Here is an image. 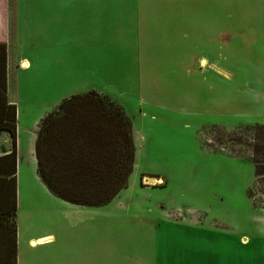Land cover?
Instances as JSON below:
<instances>
[{"label": "rangeland", "instance_id": "1", "mask_svg": "<svg viewBox=\"0 0 264 264\" xmlns=\"http://www.w3.org/2000/svg\"><path fill=\"white\" fill-rule=\"evenodd\" d=\"M32 1H51L53 8L32 6L20 20L19 38L12 36L18 44L10 43L11 49L34 62L29 76L16 72L21 75V97L55 110L71 89L39 81L46 80L47 71H100L96 88L118 102L131 119L135 163L127 188L109 204L86 207L90 210L66 218L63 213L28 209L45 202L29 175L27 157L20 162L18 264H157L158 241L163 240L157 232L191 222L220 232L240 229L238 233L264 244V179L256 176L254 163L263 143L258 126L264 124L242 123L233 129L213 125L229 121L207 105L210 84V97L221 93L206 68L199 67L207 57L206 35L221 27L223 13L230 14L233 25L236 7L225 8L229 0ZM189 23L198 38L197 50L185 46L189 38L182 39V49L178 47ZM247 25L254 26L252 18ZM161 26L170 30L167 36H174L177 47L162 51ZM162 43L169 44L166 39ZM227 110L231 116L241 108ZM235 122L243 119L233 117ZM12 147L13 141L10 151ZM258 157L262 161L264 155ZM149 173L160 175L166 185L149 183L145 188L142 176ZM87 211L96 215L95 224H90ZM10 221L14 223L15 213ZM44 234L55 239L28 244Z\"/></svg>", "mask_w": 264, "mask_h": 264}, {"label": "crops", "instance_id": "2", "mask_svg": "<svg viewBox=\"0 0 264 264\" xmlns=\"http://www.w3.org/2000/svg\"><path fill=\"white\" fill-rule=\"evenodd\" d=\"M234 1L235 4H230V0L225 2V8H229L231 5L236 7L235 23L231 25L229 22L230 14L223 13L220 19L221 27H217L215 32L206 35L204 51H206L207 57L199 61V67H205L211 75L212 82L216 81L218 83L217 87L221 96L217 98L210 97L213 93L212 83L207 88L209 98L206 99V103L211 109L221 113L222 119L229 121L227 125L212 123L223 129H233L236 125L242 123L243 125L264 124V118L262 117L264 111V0ZM37 4H44L46 10L48 5L52 11L53 2L51 1L35 3L32 0H0V44H5L7 47V94L5 96L0 95V100H3L4 97L7 98L8 103L15 105L17 110V173L15 182H13L11 176L0 175V260L12 258L14 233L16 231L17 264L20 261L19 244L22 240L20 222L19 224L17 222V212L21 200L19 188L21 168L19 163L23 162L26 157L29 162V165H27L30 170L29 175L35 181L42 201L45 202L40 207L37 204L28 205V209L32 210L36 207L35 210L63 213L66 218H69L71 213L81 214L80 212L83 209L90 208L73 205L55 197L37 174L35 146L39 122L53 110H51L52 107L47 105L43 108L37 107L21 97L20 86L18 85L19 76L21 75L19 73L16 75V72L20 71L22 75L29 76L33 72L34 62L31 58L20 57L19 53L13 51L10 47V43L18 44L16 40H12V36L19 38L20 20L29 13L28 11L32 6ZM23 7L25 11H23ZM251 9H254L255 13L250 14ZM243 10H248V13ZM159 15L162 16L163 14ZM175 15L177 14H168V16ZM251 18L254 26L247 25L248 19L251 20ZM218 22L219 19L216 22L219 26ZM160 28L163 33H160L158 38H162L160 42L162 51L177 47L174 43V36H167L170 30L167 31L165 26ZM187 31H181L182 37L178 44L181 49L183 38H189V43L185 45L188 49L197 44L198 38L192 30L191 23H189ZM165 39L169 44L162 43V40ZM197 49L199 48L196 46L194 50ZM196 62L197 60L194 64ZM15 66L16 71L13 70ZM99 75L100 71L94 68L80 69L78 74H73L67 69L64 72L56 73L47 71L46 80H38L45 84L69 85L71 90L63 96V99H65L91 91L102 93L103 90H99L95 86L97 83L100 84ZM75 85H79L78 88H74ZM19 106H22V108L19 109ZM231 107L241 108V110L232 111L230 112L231 116H229V110L227 109ZM4 115L5 112L1 111L0 130L4 128ZM233 117L241 118L243 122L233 123ZM25 133L30 134V136L26 138ZM26 139L28 142H26ZM11 144V135L3 130L0 136V156L7 154L4 151L10 153ZM24 144L27 145V148L29 144V151H26ZM142 177V181L146 183V185L143 183L145 188L149 187L150 184L156 187L166 185V181L160 175L149 173L143 174ZM156 179L161 180V184L154 183L158 182ZM15 203L16 213L13 223L10 221V216L14 213ZM87 213L90 224H95L96 215L90 211H87ZM239 230L220 232L216 228L199 226L198 222L165 227L157 232L160 233L163 239L158 241L157 264H264V249L262 246L264 244L254 241V238L248 237L242 232L238 233ZM54 237L53 234H44L36 239H29L28 244L45 243L54 240Z\"/></svg>", "mask_w": 264, "mask_h": 264}, {"label": "trees", "instance_id": "3", "mask_svg": "<svg viewBox=\"0 0 264 264\" xmlns=\"http://www.w3.org/2000/svg\"><path fill=\"white\" fill-rule=\"evenodd\" d=\"M0 95L7 94V47L0 44ZM4 130L11 135L10 153L0 156V175L17 173V110L7 98ZM260 153L264 155V125ZM256 176L264 179V157L255 152ZM37 174L57 198L73 205L102 207L127 188L135 163L133 127L129 116L109 96L91 91L63 99L40 122L35 146ZM13 212L16 213V203ZM15 226V225H14ZM16 231L12 258L0 264H17Z\"/></svg>", "mask_w": 264, "mask_h": 264}, {"label": "bare ground", "instance_id": "4", "mask_svg": "<svg viewBox=\"0 0 264 264\" xmlns=\"http://www.w3.org/2000/svg\"><path fill=\"white\" fill-rule=\"evenodd\" d=\"M23 66H25V64H23ZM158 182H161L160 180H157Z\"/></svg>", "mask_w": 264, "mask_h": 264}, {"label": "flooded vegetation", "instance_id": "5", "mask_svg": "<svg viewBox=\"0 0 264 264\" xmlns=\"http://www.w3.org/2000/svg\"><path fill=\"white\" fill-rule=\"evenodd\" d=\"M151 181H153V180H151ZM161 181V180H160ZM155 183V182H154ZM157 183H160V182H157Z\"/></svg>", "mask_w": 264, "mask_h": 264}]
</instances>
